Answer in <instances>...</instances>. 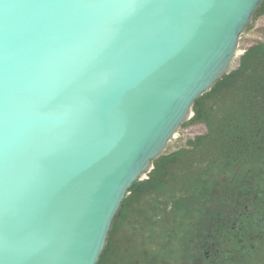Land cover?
<instances>
[{"label":"water","instance_id":"1","mask_svg":"<svg viewBox=\"0 0 264 264\" xmlns=\"http://www.w3.org/2000/svg\"><path fill=\"white\" fill-rule=\"evenodd\" d=\"M262 2L0 0V264H97Z\"/></svg>","mask_w":264,"mask_h":264},{"label":"flooded vegetation","instance_id":"2","mask_svg":"<svg viewBox=\"0 0 264 264\" xmlns=\"http://www.w3.org/2000/svg\"><path fill=\"white\" fill-rule=\"evenodd\" d=\"M211 89L177 133L201 130L167 144L129 188L104 264H264V39Z\"/></svg>","mask_w":264,"mask_h":264},{"label":"rangeland","instance_id":"3","mask_svg":"<svg viewBox=\"0 0 264 264\" xmlns=\"http://www.w3.org/2000/svg\"><path fill=\"white\" fill-rule=\"evenodd\" d=\"M263 17H264V10L261 9V10H259V13L256 14L253 23L249 26V28H247L248 30L246 29V31L241 35V38L239 40L240 41V46H239V48L236 51V54H235V56H234V58H233V60L231 62L229 70H231L233 67L236 66L238 58L241 56L242 51L245 48L246 44H248L249 42H254L255 40H259V38L264 39ZM252 33H254L256 36H253ZM205 96H207V95H204V97ZM204 97L203 96L200 97L198 102H196V104H194L193 108L199 107V102H200L201 98L203 99ZM193 111H194V109H192V113H193ZM196 123L197 124L188 123L184 127H182L180 129V131L178 133H176L172 137L171 141H169L168 146H167V148L165 150V153H167V151L177 147L179 143L182 144L184 142L183 140H185V138H187L189 136H192L195 133H198L201 130V125H198V124H201L202 122L197 121ZM187 131H189V132H187ZM146 176H147V174H144L142 176L143 180L145 178H147ZM128 201H130V199H128L126 201L124 206L125 205L127 206L128 204H130V202H128ZM121 210L122 211H120V212L123 213V207H122ZM121 213L118 214V216H117V218L115 220V223L113 225V229L111 231V234H110V237H109V240H108V244L105 247L104 254L102 255V258H101L99 264H104L105 263V260L107 258L109 250H111V247H113L116 244L115 243V239L112 236L115 233V230L117 229V226H118L119 222L121 221V218H122V214ZM120 246H122V245L120 244Z\"/></svg>","mask_w":264,"mask_h":264},{"label":"trees","instance_id":"4","mask_svg":"<svg viewBox=\"0 0 264 264\" xmlns=\"http://www.w3.org/2000/svg\"><path fill=\"white\" fill-rule=\"evenodd\" d=\"M214 91V88H212L206 95L207 96H211V92H213ZM199 100V99H198ZM198 100L196 101V102H198ZM196 102L194 103V104H196ZM104 251H105V248L103 249V251H102V254H101V258H102V255L104 254ZM101 258H100V260H101ZM100 262V261H99ZM99 262L97 263V264H99Z\"/></svg>","mask_w":264,"mask_h":264}]
</instances>
